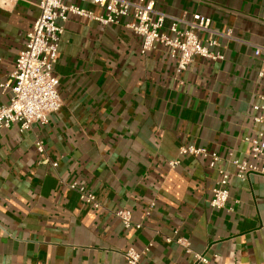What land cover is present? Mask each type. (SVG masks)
<instances>
[{
	"label": "crops",
	"instance_id": "obj_1",
	"mask_svg": "<svg viewBox=\"0 0 264 264\" xmlns=\"http://www.w3.org/2000/svg\"><path fill=\"white\" fill-rule=\"evenodd\" d=\"M37 1L0 0V85L25 49ZM152 1L168 16L198 13L231 30L232 39H219L225 59L195 57L178 72L165 47L143 55L142 39L123 25L70 15L54 68L62 108L46 126L0 131V264H127L129 249H149L140 264H195L193 253L215 264L264 263V178L243 182L226 161L211 168L209 158L179 155L197 146L254 163L245 139L264 133L255 122L264 112L254 110L264 97V0ZM10 95L0 86V107ZM220 169L230 173V199L216 210ZM121 210L141 229H125ZM178 238L192 253L167 243Z\"/></svg>",
	"mask_w": 264,
	"mask_h": 264
},
{
	"label": "built area",
	"instance_id": "obj_2",
	"mask_svg": "<svg viewBox=\"0 0 264 264\" xmlns=\"http://www.w3.org/2000/svg\"><path fill=\"white\" fill-rule=\"evenodd\" d=\"M66 0H38L40 11L33 29L27 35L25 49L17 57L15 70L8 82L0 85L3 91L10 92L8 104L0 107V131L16 127L19 133L31 130L33 124L46 126L53 114L63 106L58 94V79L54 76V68L58 63L60 45L65 32V24L70 15L97 21L105 26L123 25L127 30L142 39L141 53L145 55L163 46L170 55L178 60V72L186 70L195 57L213 62L223 61L225 55L217 51L220 38L232 39L231 30L220 33L213 29L212 19L208 16L194 13L176 18L160 13L152 0H80L82 4L91 3L101 10L95 13L83 7L66 4ZM167 20L170 21L166 28ZM260 50L256 51V55ZM264 74L260 73L259 77ZM262 105L254 106L255 111L264 112V97H260ZM255 122L264 125V116L256 117ZM251 145V158L254 163L240 161L232 153L222 156L197 146L181 147L179 155L203 156L210 159V167L215 168L223 161L234 169L237 179L247 181L251 175L264 178V133L257 139H245ZM36 150L45 153L44 145L37 141ZM45 162H47L45 160ZM180 165L179 160L170 162L171 168ZM57 167L56 163H53ZM219 179L212 189L209 202L213 209L220 210L228 207L230 199V173L226 169L218 171ZM76 191L82 202L100 208L94 194L86 192L76 183L67 185ZM229 212L233 210L228 209ZM125 229H141V225L133 221V215L127 210L115 213ZM175 242L192 253L187 239H167V243ZM149 251L139 253L129 249L124 253L127 264H140L142 257ZM195 264H215L205 255L193 253ZM215 258H217L215 256ZM264 264V263H263Z\"/></svg>",
	"mask_w": 264,
	"mask_h": 264
}]
</instances>
